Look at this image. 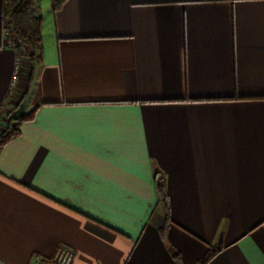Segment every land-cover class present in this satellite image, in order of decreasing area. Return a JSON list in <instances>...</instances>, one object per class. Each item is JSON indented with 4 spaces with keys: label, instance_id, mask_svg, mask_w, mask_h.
<instances>
[{
    "label": "crops",
    "instance_id": "crops-1",
    "mask_svg": "<svg viewBox=\"0 0 264 264\" xmlns=\"http://www.w3.org/2000/svg\"><path fill=\"white\" fill-rule=\"evenodd\" d=\"M37 1L32 72L0 12V105L19 61L0 132L36 107L0 150V263L62 244L70 264H192L211 245L206 264H264V0Z\"/></svg>",
    "mask_w": 264,
    "mask_h": 264
},
{
    "label": "trees",
    "instance_id": "trees-1",
    "mask_svg": "<svg viewBox=\"0 0 264 264\" xmlns=\"http://www.w3.org/2000/svg\"><path fill=\"white\" fill-rule=\"evenodd\" d=\"M65 1L66 0H51L53 10H58ZM0 3L1 21L3 24H9V29L19 42V47L16 49L17 59L19 60L22 57L29 58L32 72L34 64L38 62L43 52L41 34L42 18L36 15L34 0H0ZM23 99H21L20 102ZM35 111L36 107L24 114L18 121L8 119L7 124L0 132V150L6 143L19 136V121L31 120ZM154 179L157 205L161 208L165 217L164 224L160 228V235L164 238L166 230L172 222L169 196L166 190L164 177L158 170L155 171ZM220 249V245H211L206 253L192 264H206ZM173 257L180 263L181 259L179 253H174Z\"/></svg>",
    "mask_w": 264,
    "mask_h": 264
},
{
    "label": "built area",
    "instance_id": "built-area-1",
    "mask_svg": "<svg viewBox=\"0 0 264 264\" xmlns=\"http://www.w3.org/2000/svg\"><path fill=\"white\" fill-rule=\"evenodd\" d=\"M38 1L34 0V5H37ZM10 44L15 47V43L11 42ZM19 69V61L15 64V72L11 78L10 86L8 89L7 97L3 100L0 105V120L3 116L6 115L5 106L8 105V100L10 99V95L12 94L13 89L15 88V84L17 81V71ZM1 124V121H0ZM74 252L71 248L66 245H58L55 250L52 252L50 256H42L41 254H33L30 257L29 264H70L73 259ZM1 264V263H0Z\"/></svg>",
    "mask_w": 264,
    "mask_h": 264
},
{
    "label": "water",
    "instance_id": "water-1",
    "mask_svg": "<svg viewBox=\"0 0 264 264\" xmlns=\"http://www.w3.org/2000/svg\"><path fill=\"white\" fill-rule=\"evenodd\" d=\"M25 103L26 101L22 100L17 108L9 114V118L14 121H18L20 118H22L25 114Z\"/></svg>",
    "mask_w": 264,
    "mask_h": 264
},
{
    "label": "rangeland",
    "instance_id": "rangeland-1",
    "mask_svg": "<svg viewBox=\"0 0 264 264\" xmlns=\"http://www.w3.org/2000/svg\"><path fill=\"white\" fill-rule=\"evenodd\" d=\"M37 5H35V9H36ZM8 33H9L8 35H10L9 37H10L11 42L15 43L14 45H15V48L17 49L19 47V42L15 39L11 30H9Z\"/></svg>",
    "mask_w": 264,
    "mask_h": 264
}]
</instances>
